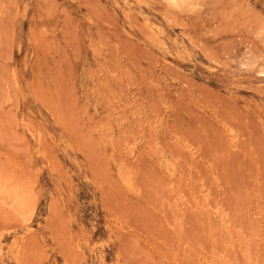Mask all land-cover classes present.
Here are the masks:
<instances>
[{
  "label": "rangeland",
  "instance_id": "374dc122",
  "mask_svg": "<svg viewBox=\"0 0 264 264\" xmlns=\"http://www.w3.org/2000/svg\"><path fill=\"white\" fill-rule=\"evenodd\" d=\"M0 264H264V0H0Z\"/></svg>",
  "mask_w": 264,
  "mask_h": 264
}]
</instances>
